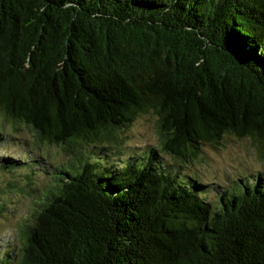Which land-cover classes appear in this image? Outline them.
I'll use <instances>...</instances> for the list:
<instances>
[{"label": "trees", "instance_id": "1", "mask_svg": "<svg viewBox=\"0 0 264 264\" xmlns=\"http://www.w3.org/2000/svg\"><path fill=\"white\" fill-rule=\"evenodd\" d=\"M24 133L65 156L0 155L31 197L0 264H264V0H0V144ZM226 137L262 169L214 185L192 165Z\"/></svg>", "mask_w": 264, "mask_h": 264}, {"label": "rangeland", "instance_id": "2", "mask_svg": "<svg viewBox=\"0 0 264 264\" xmlns=\"http://www.w3.org/2000/svg\"><path fill=\"white\" fill-rule=\"evenodd\" d=\"M154 127V121L149 113L138 115L133 123L123 130L121 146L118 148L124 150L125 153H129L131 152L129 149L132 148L135 151H139L144 147H155L157 134ZM4 129L5 132L10 133L8 129ZM27 138L24 133L21 135V140L13 138L10 139L8 144H0V155L10 154L11 157L18 158L17 153H23L21 155L24 157H31L34 154L38 158L43 157L42 162L53 163H58L64 159L65 154L54 145H41L40 148L28 151L29 146L21 143L23 142L22 140H27ZM30 145L33 146L32 144ZM5 148L9 150L4 151ZM25 151H28L27 155L24 154ZM14 153L16 154L14 155ZM199 158L200 160L192 166L195 170L197 169L198 175H201L208 183L211 182L214 185L231 183L232 179L262 169V163L256 156L254 145L246 138L226 137L220 144L215 146H202ZM171 160L166 154H161L159 158L160 162L166 164H172ZM23 175V172H17L16 170L9 172L0 168V201L4 205V210L0 212V250H3L7 245L15 243L18 239L17 233L19 231L17 225L27 219L31 197H28L26 192L17 194L14 190L15 188L7 186L9 183H14L25 187L26 180ZM34 185L31 187L34 188ZM217 187L219 188V186ZM24 189H27V187Z\"/></svg>", "mask_w": 264, "mask_h": 264}]
</instances>
